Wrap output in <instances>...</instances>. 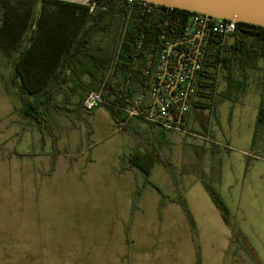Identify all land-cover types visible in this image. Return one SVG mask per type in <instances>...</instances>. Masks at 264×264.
I'll return each instance as SVG.
<instances>
[{
  "label": "rangeland",
  "instance_id": "rangeland-1",
  "mask_svg": "<svg viewBox=\"0 0 264 264\" xmlns=\"http://www.w3.org/2000/svg\"><path fill=\"white\" fill-rule=\"evenodd\" d=\"M12 79L13 58L0 54V264H264L255 251L252 261L244 260L246 249L239 244L245 236L224 222L198 182V169L211 166L200 155L199 138L165 133L169 173L182 174L179 187L161 163L151 183L137 187L145 177L134 170L122 173V158L138 147L139 137L117 128L101 106L85 113L86 119L58 115L53 128L41 131L17 111L21 102ZM262 81V71L253 73L247 92L260 91ZM227 105L222 120H212L211 133L229 143H209L234 152L230 163L238 172L237 153L248 152L246 167L255 154L264 157V124L256 130L257 95L249 94L230 121ZM189 119L191 130L208 125L203 109H191ZM251 172L257 182L254 168ZM221 188L231 208L242 202L239 226L262 252V187H243L237 197L240 187ZM179 197L194 224L170 201Z\"/></svg>",
  "mask_w": 264,
  "mask_h": 264
},
{
  "label": "trees",
  "instance_id": "trees-1",
  "mask_svg": "<svg viewBox=\"0 0 264 264\" xmlns=\"http://www.w3.org/2000/svg\"><path fill=\"white\" fill-rule=\"evenodd\" d=\"M95 1L96 7L90 11L89 6L70 0H0V54L13 58L12 83L17 85L21 102L17 111L41 131L53 128L58 115L74 113L86 119L85 113L95 111L85 109V98L102 88L104 101L99 106L111 115L117 128L139 137L138 147L123 156L122 169L142 174L144 184L137 187H144L151 183L156 164L173 170L171 156L164 151L169 130L130 112L138 109V97L146 94L148 78L143 68L148 56L160 51L162 35L176 38L184 34L193 13L163 5H156L148 13L142 10L140 1L132 8L119 0ZM219 69L222 79L218 82ZM256 71L263 72L257 130L264 124V27L237 23L225 44L221 36L210 33L192 109L216 110L225 100H238ZM217 85L220 91H216ZM201 181L224 221L231 225L226 201L205 177ZM170 201L178 202L194 224L185 199Z\"/></svg>",
  "mask_w": 264,
  "mask_h": 264
},
{
  "label": "built area",
  "instance_id": "built-area-1",
  "mask_svg": "<svg viewBox=\"0 0 264 264\" xmlns=\"http://www.w3.org/2000/svg\"><path fill=\"white\" fill-rule=\"evenodd\" d=\"M136 1H140V7L148 13L153 12L157 5L144 0H119L130 8ZM79 3L89 6L90 11L96 7L95 0H83ZM236 25L237 22L234 20L216 19L201 13H193L189 17L185 33L180 37L169 38L162 35L164 41L160 51L156 56L150 54L143 68V74L148 78L145 84L146 94L138 97V109L131 111L130 114L141 115L147 122L160 128L183 132L207 142H214L211 136V122L216 111L214 108L203 109L207 111L208 116L206 130L200 132L191 130L187 123L197 88V74L202 69L208 48L209 34L221 36L222 43L225 44L230 41ZM125 29L126 22L122 24L120 30L121 34L116 46L117 53L120 51ZM141 45L142 38L138 40V46ZM112 69L113 66L110 70ZM217 76L219 82L220 69ZM216 91H220L218 85ZM103 101L101 88L88 94L84 100V107L87 110H93Z\"/></svg>",
  "mask_w": 264,
  "mask_h": 264
},
{
  "label": "crops",
  "instance_id": "crops-1",
  "mask_svg": "<svg viewBox=\"0 0 264 264\" xmlns=\"http://www.w3.org/2000/svg\"><path fill=\"white\" fill-rule=\"evenodd\" d=\"M260 65H261V63H260ZM222 87L223 86H221V89H222ZM249 94H255L258 97V107L256 109V114H255V121H256L255 125H256L257 124L258 111H259V107H260V103H261V90L260 91L257 90L255 92H250V93L247 92V90H246L244 93L241 94L239 99L236 101L225 100V101L221 102L217 106V109L215 111V116L213 118V119H215L216 123H219L223 118V108L225 107V104H228L226 106V107H228L227 108L228 109L227 110L228 111L227 116H228V121H230L231 117H233V114L236 110V107L242 105L243 102L245 101V98ZM96 111H97V109H96ZM203 114L207 115V111H203ZM189 122H190V119H188V123H187L188 126H189ZM202 129L197 128L196 130L195 129L194 130L197 132H200V131H203ZM205 130H206V128H205ZM170 131H172V130H170ZM214 134L216 135V133L213 131V133H211V136L216 141L217 140L219 142H221V141L227 142L228 141V140H226V138L221 140L220 137L219 138L213 137ZM197 141L199 143V146L197 144V148H198V150L201 151L200 155L203 158L206 157V158L210 159V161H211V166H209V168H207V171H203L201 169H198V173H200V174H198V178H197L198 182L201 183L202 186L204 187V185L201 181V177L203 176L207 179V181H209V183L213 187H220V188H218V191L220 192L223 199L226 201V203H227V205L231 211V221H232L231 226L238 228L239 231L245 236L244 242L239 244V246H242L243 248L246 249L244 251V253H245L244 260H246L248 258L249 260L252 261V257L250 255V253L253 254L255 252L257 255L264 257V235H262V237H260L261 238L262 252H260L259 249L255 250V247H257V246L251 242L250 235L247 236V234L249 232L248 231L245 232V230H243L239 226V223L240 224L243 223V219H242L241 211H240V204L242 202L241 203L237 202L236 206L234 208H231V206L228 202V198H226V197H228V194H224V192L221 188V187H240V189L236 190V192H235L236 197H237L238 193L243 190V187H262V200H263V205H264V157L260 158L258 154H255V159H254L255 162L251 163V164L249 163V166L246 167L247 163H244V161L246 160L244 157H247L246 155H248L247 154L248 152L246 150H243V152L237 153L238 154L237 158H238V161H240V165H239V171L234 172V170L231 167V163H233V161L236 159V155L234 152H230L229 151L230 149H228V148L224 149V148L218 147L217 145L209 143V142H207L201 138L196 139V142ZM227 143H229V142H227ZM157 165L158 164H156L154 166L151 176L153 175V171ZM253 168H254V172L257 173V175H256L257 182L255 181V178L252 177L253 173L251 171ZM165 169H166V167H165ZM127 171H131V170L130 169L123 170L122 173L127 172ZM165 172L167 173L169 178H171V182L173 184V187H179L182 174L173 175V174H170L167 169L165 170ZM239 218H240V220H239ZM244 222H246V221H244ZM260 222L264 223V218H261ZM263 229H264V227H263ZM234 245H236V244H234ZM262 261H264V259ZM257 263L261 264V262H259V261H257ZM262 264H263V262H262Z\"/></svg>",
  "mask_w": 264,
  "mask_h": 264
},
{
  "label": "water",
  "instance_id": "water-1",
  "mask_svg": "<svg viewBox=\"0 0 264 264\" xmlns=\"http://www.w3.org/2000/svg\"><path fill=\"white\" fill-rule=\"evenodd\" d=\"M80 2L83 0H70ZM157 5L264 27V0H144Z\"/></svg>",
  "mask_w": 264,
  "mask_h": 264
}]
</instances>
